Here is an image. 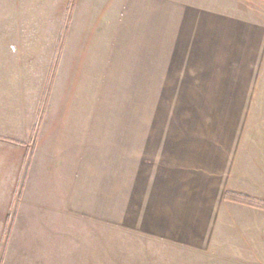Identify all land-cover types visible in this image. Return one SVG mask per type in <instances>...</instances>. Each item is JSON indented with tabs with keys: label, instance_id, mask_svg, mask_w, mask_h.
Returning a JSON list of instances; mask_svg holds the SVG:
<instances>
[{
	"label": "crops",
	"instance_id": "crops-1",
	"mask_svg": "<svg viewBox=\"0 0 264 264\" xmlns=\"http://www.w3.org/2000/svg\"><path fill=\"white\" fill-rule=\"evenodd\" d=\"M0 53V264L253 249L264 0H0Z\"/></svg>",
	"mask_w": 264,
	"mask_h": 264
},
{
	"label": "rangeland",
	"instance_id": "rangeland-1",
	"mask_svg": "<svg viewBox=\"0 0 264 264\" xmlns=\"http://www.w3.org/2000/svg\"><path fill=\"white\" fill-rule=\"evenodd\" d=\"M2 57H9L7 53H0ZM0 61L4 65L3 61ZM46 98V97H45ZM43 97V101H45ZM118 108V107H115ZM129 113H136L137 107L136 106H124V112ZM255 207V206H253ZM261 208V207H257ZM262 209V208H261ZM85 224V223H82ZM99 232L97 235V241L102 242L104 241L103 236ZM104 234V233H103ZM260 235V234H258ZM257 235V236H258ZM3 240V239H2ZM111 241V240H108ZM113 241L122 242L124 240L115 239ZM256 245L253 249H232L229 246L224 245L223 247H219L216 245L215 249H211L209 251H188L179 249L177 251L173 250H160L159 253H155V256L162 257V258H171L177 260V264H188L186 262H181L186 259H198L199 261H195L191 264H264V232L261 237L255 242ZM117 252V251H114ZM123 252L119 250L117 256H121L120 253ZM152 255V254H151ZM115 256V253H114Z\"/></svg>",
	"mask_w": 264,
	"mask_h": 264
},
{
	"label": "trees",
	"instance_id": "trees-1",
	"mask_svg": "<svg viewBox=\"0 0 264 264\" xmlns=\"http://www.w3.org/2000/svg\"><path fill=\"white\" fill-rule=\"evenodd\" d=\"M226 197L227 199L232 200L234 202L255 206V207H261L262 209H264V203H260L258 201L252 200L242 195H227Z\"/></svg>",
	"mask_w": 264,
	"mask_h": 264
}]
</instances>
